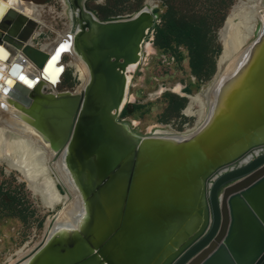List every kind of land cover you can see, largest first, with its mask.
<instances>
[{
    "label": "water",
    "instance_id": "1",
    "mask_svg": "<svg viewBox=\"0 0 264 264\" xmlns=\"http://www.w3.org/2000/svg\"><path fill=\"white\" fill-rule=\"evenodd\" d=\"M85 1L67 0L72 23L49 54L29 42L37 21L0 4V61L22 58L9 64L0 93L24 115L49 165L62 157L79 207L73 225L49 235L48 226L13 264H264V153L247 159L264 147L263 23L235 53L229 66L247 57L218 85L195 131L139 136L118 116L126 68L156 24L153 8L144 1L131 17L100 21ZM62 45L60 54L71 50L86 72L79 91H54L63 66L48 69ZM20 64L37 72L23 74ZM58 185L64 200L50 225L70 199Z\"/></svg>",
    "mask_w": 264,
    "mask_h": 264
},
{
    "label": "rangeland",
    "instance_id": "2",
    "mask_svg": "<svg viewBox=\"0 0 264 264\" xmlns=\"http://www.w3.org/2000/svg\"><path fill=\"white\" fill-rule=\"evenodd\" d=\"M19 1L36 8L43 7L38 18L39 25L34 31L36 36L29 41L34 48L51 43L55 39L56 33L59 35L69 30V20L66 15L70 9L67 0L64 2H60V0ZM144 1L87 0L83 6L85 10L92 12L96 19L106 21L131 17L142 8ZM236 1L149 0L153 8L152 14L156 16L155 25L160 24L161 15L168 6H171L178 11L176 17H181L185 23L198 30L195 34L193 33L192 43L195 42L193 48L195 47L205 59L203 73L200 78H196L188 67L191 57L194 56L193 48L170 43L167 48L160 50L156 45L154 28H152L143 40L149 50H143L139 63L128 73L130 83L127 89V98L129 100L123 105L120 113L123 108H137L132 109L124 117L119 113L118 120L125 123L135 122L136 125L132 131L139 136L147 134V129L152 130L151 128L154 129V127L175 132H183L185 129L193 127L195 118L181 115L180 111L183 106L176 110L171 104L174 97L185 99L183 96L173 93L171 88L178 84L182 87V93L194 95L210 83L209 79L214 74L215 60L219 50L216 31L220 27L223 17ZM261 5H264V0L263 2L260 0ZM256 11L258 17L262 15L260 9ZM177 54L182 56L180 60L176 59ZM59 65L63 66V71L54 91H76L81 82L76 69L70 63L68 54L60 59ZM27 66L29 65L27 64ZM160 88L162 94L158 95L157 92ZM57 189L61 193L58 187ZM57 208L58 206L53 211L45 209L38 198L31 195L25 185L18 180V175L15 172L6 174L4 168L0 167V264H13L18 257L30 251L41 240L43 225H48ZM26 243H28V248L16 257V251Z\"/></svg>",
    "mask_w": 264,
    "mask_h": 264
},
{
    "label": "bare ground",
    "instance_id": "3",
    "mask_svg": "<svg viewBox=\"0 0 264 264\" xmlns=\"http://www.w3.org/2000/svg\"><path fill=\"white\" fill-rule=\"evenodd\" d=\"M61 1L64 2V0H60V2ZM145 3V5L148 6L152 5L149 0H145ZM0 4H3L6 7L11 6L16 10H21L27 17L34 19L37 21V23L43 8H36L32 5H26L19 0H0ZM257 9H260V13L262 14L264 5L260 6V0H237L236 3L231 6L226 17L224 29L218 32V42L222 45V52L217 63L215 74L206 87L200 89L194 95L182 93V87H180L178 84H175L171 88L173 93L181 95L188 100V104L182 110V114L186 117L195 118L193 127L190 129H185L183 132L179 133L180 136L188 135L198 128V126L205 119L204 111L207 108L209 101L211 103L214 94L217 93L218 85L226 77L234 75V72L240 69L239 67L247 57L246 51L243 52L242 57L238 61L236 60V64L232 66L229 65H231L235 60V53L240 51L241 45L244 43V41L250 39V31L252 30L255 22L259 23L258 21H260L263 23L261 29H259L257 33V35H261L262 29L264 27V17L263 15L258 17L256 11ZM66 17L67 20H69L70 25L72 23V18L69 15V12L67 13ZM66 33L67 32L59 35L56 33V37L53 41H51V43L43 44L39 46L38 49H41L43 52L49 54L57 45V43L63 39L64 34ZM34 36H36L35 32L32 35V38ZM145 44L146 43L144 41L141 44L140 57L143 50H149L148 45ZM65 54L69 55L70 63L74 66L76 72L78 73L79 81L81 82L80 87L77 89V91H79L85 85L87 81V75L82 65L74 59L71 50L68 53L60 54L58 61L55 63V67L59 66V61ZM21 59L22 58L19 55V52H17L16 54L9 55L5 61H0V82H2L3 77L6 75L9 64L12 62H19ZM20 65L22 66L21 72L23 74L34 75L37 72L32 66H27V64ZM135 65L136 64H132L126 68L125 91L122 105L127 103L129 100L127 98V89L130 83V76L128 73L133 67H135ZM52 69L53 68H49L48 72H52ZM61 74L58 77L59 80ZM43 87L45 88V93L48 92V89H50L48 85H44ZM49 91H51V89ZM157 94H162L161 88L158 90ZM0 114V167L4 168V172L6 174L9 172H15L18 175V180L25 185L30 194L34 197H37L40 204L45 209L50 211H53L56 206L59 207L64 200V196L58 195V193L54 190V186H59L58 183L63 184L64 187L68 189L70 199L68 200L66 206H63V209L60 210L61 212L59 214V220L51 225L50 221L48 225H43V231H47L49 229L48 226H50V229L45 232L49 235L50 233H53L62 227H66L69 224L73 225L75 220L73 215L76 213V211H79V207L78 202L76 201L74 190L71 187V183L66 178L67 175H64V172L62 171V157L59 156L55 163L49 165L50 155L46 152L44 146L39 142L38 137L34 135L35 133L33 130L29 128L22 120L24 115L19 110L15 109L11 103H9L8 98L1 93ZM127 124L131 129L136 125L135 122H127ZM151 129L153 131H167L163 132L167 134L174 133V131L162 129L160 127H154V129ZM152 130L147 129L146 132L150 134ZM174 134L177 135L176 133ZM52 172H54L57 177H54ZM36 245L37 244H35L30 249V251ZM27 248L28 243L24 244L22 248L17 250L15 256H19ZM8 261H10V259H8Z\"/></svg>",
    "mask_w": 264,
    "mask_h": 264
},
{
    "label": "trees",
    "instance_id": "4",
    "mask_svg": "<svg viewBox=\"0 0 264 264\" xmlns=\"http://www.w3.org/2000/svg\"><path fill=\"white\" fill-rule=\"evenodd\" d=\"M177 12L178 11L176 9H174L171 6H168L160 17L161 19L160 24L155 25L153 27L154 36L156 39V45L158 49L160 50L167 48L170 45V43H173L175 45H184L189 48H193V44H195V42L192 43V40L194 39L193 33L195 34L198 30L194 26L185 23L181 17H176ZM217 40H218V37H217ZM218 44L220 45V43ZM219 50H220V47H219ZM219 50H218V53H219ZM192 52L194 56L191 57L188 67L190 69V72L194 74L196 78H200L201 74L203 73L202 70H203V64H204L205 59L199 52H197V49L195 47L193 48ZM181 58L182 56L180 54L176 55L177 60H180ZM215 71H214V74H215ZM211 78L209 80H211ZM184 92H186V89H184ZM172 99L173 100L171 101V104L174 105V108L176 110H178L182 106L184 108L187 106L188 100L186 98L178 99L174 97ZM182 102L185 103L186 105L183 104ZM135 108L137 107H132L131 109L128 107L126 109L123 108L120 115L124 117L125 115L130 113L132 109H135ZM181 115H182V112H181Z\"/></svg>",
    "mask_w": 264,
    "mask_h": 264
},
{
    "label": "snow or ice",
    "instance_id": "5",
    "mask_svg": "<svg viewBox=\"0 0 264 264\" xmlns=\"http://www.w3.org/2000/svg\"><path fill=\"white\" fill-rule=\"evenodd\" d=\"M67 50V45H62L61 48L57 51V53L52 57V60L50 61L49 68L55 67V62L57 61L59 55L61 52ZM47 71V69L45 70ZM21 80H26L25 77H21Z\"/></svg>",
    "mask_w": 264,
    "mask_h": 264
},
{
    "label": "flooded vegetation",
    "instance_id": "6",
    "mask_svg": "<svg viewBox=\"0 0 264 264\" xmlns=\"http://www.w3.org/2000/svg\"><path fill=\"white\" fill-rule=\"evenodd\" d=\"M69 4V3H68ZM69 8H70V5H69ZM264 153V147L263 148H260V149H257L256 151H254L253 153H251L248 157H247V159L248 158H254V157H257V156H259V155H262ZM246 160V159H245ZM241 165V163H238V164H235V165H233V166H231V167H228L227 169H225L226 171H228V170H231V169H235V168H237L238 166H240Z\"/></svg>",
    "mask_w": 264,
    "mask_h": 264
}]
</instances>
